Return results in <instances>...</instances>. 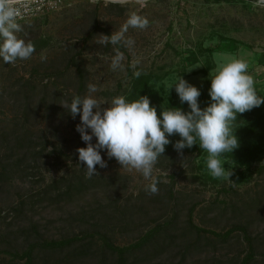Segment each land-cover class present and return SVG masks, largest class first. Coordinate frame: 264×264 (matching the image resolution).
<instances>
[{"label": "rangeland", "instance_id": "374dc122", "mask_svg": "<svg viewBox=\"0 0 264 264\" xmlns=\"http://www.w3.org/2000/svg\"><path fill=\"white\" fill-rule=\"evenodd\" d=\"M131 13L149 21L144 30L128 28L126 36L134 40L131 48L97 43L100 34L119 31ZM18 23L23 31L17 35L31 41L35 52L14 64L0 59V248L22 250L36 234L50 239L95 229H109L114 243L127 245L170 220L168 228L155 231V237L135 251L151 255L137 264H178L181 259L184 264H241L249 247L241 229L223 239L190 225L225 232L236 224H247L256 248L248 264H264V150L243 174L234 172L243 165L220 157L222 166L233 170L229 179L234 185L211 176L206 151L183 150V157L176 150L164 152L153 169L159 190L155 195L145 191L150 180L136 170L121 168L101 150L107 167L96 165L97 186L70 200H58L55 190L44 197L42 192L56 178L86 171L76 151L87 147L76 131L80 116L73 119L60 104L86 95L89 83L98 88L93 94L96 99L110 101L130 88L129 68L133 73L152 71L159 77L155 88L164 107L177 95L173 85L181 76L203 89L217 60L237 58L247 62L257 93L264 95V62H256L264 50L263 1L66 0L57 10ZM223 36L241 40L238 48L212 51ZM116 48L124 59L113 70L111 57ZM24 133L31 146L28 142L27 147L20 145L19 136ZM184 158H188L185 167ZM171 186L177 198H170ZM32 225L39 232L32 233ZM84 241L63 250L39 249L35 263L100 264L105 254L112 258V252L104 253L99 241L92 247L98 251L63 259L69 249L80 248ZM156 242L165 248L154 255ZM26 261V257L0 251V264Z\"/></svg>", "mask_w": 264, "mask_h": 264}, {"label": "clouds", "instance_id": "9594fccd", "mask_svg": "<svg viewBox=\"0 0 264 264\" xmlns=\"http://www.w3.org/2000/svg\"><path fill=\"white\" fill-rule=\"evenodd\" d=\"M23 4L24 0H0V59L6 64H14L17 59H29L35 52L31 41L26 42L17 35L23 31L22 25L18 23V17L21 16L18 5ZM148 25L147 18L131 13L119 31L111 35L100 34L97 43L131 48L134 40L126 36L128 28L144 30ZM114 50L116 54L111 57V68L116 70L121 67L124 57L118 48ZM210 74L211 102L203 109L198 102L201 92L196 86L182 76L173 85L180 102H187L190 108L188 112L168 107L162 108L158 117L156 107L150 106L147 96H140L131 102L124 96H116L102 102L93 96L98 91L93 83L87 85L86 95H76L70 103L63 101L60 105L68 108L73 119L78 114L80 116L76 131L87 147L76 151L79 161L86 165L85 178L99 176L96 165L107 167L101 156V150H106L108 158H115L121 168L136 170L150 180L145 187L148 194H158V181L153 177V169L158 158L163 156L165 146L171 143L169 137L178 134L180 139L173 147L181 157L183 149L193 147L198 140L200 148L208 153L206 164L211 176L225 178L234 185L229 179L233 170L222 166L220 157L240 146L232 130L237 114L260 107L264 104V97L258 95L254 78L248 73V64L242 59L217 60ZM134 75L139 78L141 73L137 71ZM105 103L108 107L102 108ZM93 137L96 138L95 144L92 143ZM187 159L182 160L183 167Z\"/></svg>", "mask_w": 264, "mask_h": 264}, {"label": "trees", "instance_id": "16d2710c", "mask_svg": "<svg viewBox=\"0 0 264 264\" xmlns=\"http://www.w3.org/2000/svg\"><path fill=\"white\" fill-rule=\"evenodd\" d=\"M224 38L222 42H220L215 48H211L212 51L218 50V51H235L238 48V43L241 42V40L234 38V37H227L223 36ZM197 57L195 59H192V62L196 61ZM256 62H264V50L260 53L258 56ZM79 70H82L80 67ZM129 72L132 75V82L130 88H128L127 91L124 93V97L127 101L131 102L134 100L139 99L140 96H147L150 100V106H155L157 110L158 117L161 114L162 108H180L185 112L190 111V108L187 104L181 103L180 98L177 95L169 98L167 102L165 103L164 107L162 106L160 102V95L158 93V90L155 88V85L157 83V77L152 71L150 72H140L141 75L139 78H137L132 70L129 68ZM161 86V85H160ZM211 87V80H209L206 84V86L203 89H199L201 92V95L198 98L199 106L201 109L208 106V104L211 102V98L209 96V89ZM262 97L264 95L258 94ZM260 128H264V104H262L260 107L254 108L251 111H247L243 114H237V120L233 122L232 124V130L235 131V135L238 138L239 141V147L235 150H233L232 153H224L222 154L223 157H227L229 160L234 161L240 165H243L244 168L240 170H235V174H243L245 171H248L252 169L254 164L256 163L257 158L261 155V153L264 150V146H262V140L264 137V130H260ZM27 133V132H26ZM26 133H24L23 137L20 135L22 142L20 143L21 146L27 147V139H24L26 136ZM256 136V137H255ZM171 143L165 146V152H174L175 149L173 145L177 140L180 139L178 134H173L169 137ZM28 145L31 146V144ZM15 147V146H14ZM23 147V148H24ZM22 148V147H21ZM14 150V149H13ZM185 151H197L198 153L205 152V150L201 149L199 146V141L197 140V144L193 145L191 148H185L183 149ZM5 175V173H3ZM7 175V173H6ZM70 176V175H69ZM66 182V186L62 187L60 186V182ZM99 184V179L92 177L91 179L85 178V173L82 174H75L72 177L68 176H62L61 178H56L49 182L47 184V188L43 189V197L48 194L49 192H53L55 190V197H58V200H70L75 195L80 194L81 192H84L88 189H91ZM171 184H173V181H171ZM53 190V191H52ZM169 196L170 198H177L176 195H174V190L172 186L169 188ZM193 207L190 208V215L191 217V211ZM169 221L167 220L163 224H157L152 229H148L146 233L141 235L140 239L137 241H134L127 245H119L113 242L111 235L108 233L110 231L109 229L106 231H102L99 229H95L91 232L86 230L87 232L84 233V235L81 234H74V235H64L60 238H44L40 237L42 236L37 235L33 237V240H30L27 244V246L21 249H18L17 247H13L14 250L9 248H0V251H8L13 253V256H18L20 258L26 257L27 261L26 264H36L35 258L37 256V251L39 249H51V250H63L65 247H69L79 241H84L82 243L83 245L80 246V248H75L73 250L68 251L67 255L63 258L75 259L77 255H83V254H89L91 251L92 253L98 251L99 248H95V250H92L94 247L93 245L95 243H99L101 241L102 247L104 249L103 252L105 253L106 250H109L112 252V258L109 260V256H106V254L101 258L100 264H137L139 260L146 259L148 255L146 252L144 255L136 254V250L143 249L145 244H148L154 237H155V231H158L159 229H166L169 226ZM190 221V219H189ZM107 226L112 224H105ZM104 225V226H105ZM191 228L195 227L198 230L201 231H208L212 232V234L221 236L223 239H227L231 233L236 229H241L244 238L248 241L249 247L248 252L244 256L243 260L241 261V264H248L251 260L255 258L256 255V248L254 244L255 238L251 235L248 229L247 224H236L232 226L231 228L227 229L225 232L211 230L205 227L198 226L196 224H191ZM32 233L39 232L36 225L31 226ZM29 237V235H28ZM40 237V238H38ZM80 243V244H81ZM94 243V244H93ZM79 247V245H78ZM159 247V248H158ZM162 247V248H160ZM12 248V247H11ZM155 250L153 254L155 255L156 252H158V249H164L163 246H158L156 242V246L154 247ZM21 250V251H20ZM108 259H106V257ZM151 256V255H150ZM149 256V257H150ZM104 257L106 261L104 260ZM148 257V258H149ZM109 260V261H108ZM181 259L178 264H184V261ZM56 264V262H49L48 260H45V264Z\"/></svg>", "mask_w": 264, "mask_h": 264}, {"label": "built area", "instance_id": "2783aa9c", "mask_svg": "<svg viewBox=\"0 0 264 264\" xmlns=\"http://www.w3.org/2000/svg\"><path fill=\"white\" fill-rule=\"evenodd\" d=\"M66 0H24L21 8V16L18 22L40 16L52 10H57L65 4Z\"/></svg>", "mask_w": 264, "mask_h": 264}, {"label": "water", "instance_id": "95a60500", "mask_svg": "<svg viewBox=\"0 0 264 264\" xmlns=\"http://www.w3.org/2000/svg\"><path fill=\"white\" fill-rule=\"evenodd\" d=\"M261 1H263V2H264V0H261Z\"/></svg>", "mask_w": 264, "mask_h": 264}]
</instances>
